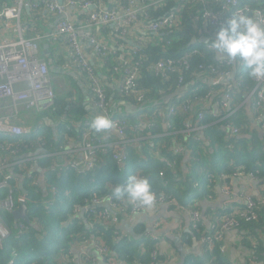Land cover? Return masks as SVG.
<instances>
[{
  "label": "trees",
  "instance_id": "1",
  "mask_svg": "<svg viewBox=\"0 0 264 264\" xmlns=\"http://www.w3.org/2000/svg\"><path fill=\"white\" fill-rule=\"evenodd\" d=\"M13 1L0 0V6L10 5ZM90 1L97 6H100L101 2L104 3V0ZM137 1L146 6L144 14H139L137 21L142 17L145 23L157 22L159 17L166 14L177 15V21L173 26L161 27L155 35L149 36L151 41L137 45L135 61H140L137 87L144 92V101L136 106L134 112L124 114L119 111L118 113L119 101L123 100L131 104H134V101L118 91V82L113 79L116 77L112 68L113 55L108 54L103 59L98 57L100 59L98 63L92 64L105 90L111 111L121 116L124 114V117L134 121L141 107L144 112L153 116L155 125L145 134L149 136L142 140L139 149L132 148V145L128 146L127 159L122 166L112 160L110 153H105L104 165L85 175L65 166L61 167L62 170L59 168L53 170L49 168L50 157L40 159L38 166L47 170L45 188L42 189L35 183H31L27 177H23L21 181L23 189L26 190L24 203L29 222L15 219L10 212L0 211V217L10 228L9 235L0 246V264H56L57 259L74 244L81 242L84 236L99 238L108 247L109 256L115 260L116 264H148L151 261V252L155 249L153 241L141 236V243L144 245L139 248L140 241L120 238L118 225L103 223L86 210L74 212L75 207H82L90 202L93 190H97L100 195L112 194L118 199L125 200L126 198L114 195L113 190L116 185H123L128 176L136 175L137 171H141V174L148 179L152 191L171 195L176 202L183 205L193 203L190 199L193 194L210 193L219 180L226 183L229 177L236 175L239 171L264 180V135L247 136L248 121L244 116L242 105L233 112L232 116H225L235 107L231 102L229 110H226L227 106L220 105L219 109H222L220 117L225 116L223 120L215 122L216 117L206 114L199 122H196L201 127L204 138L197 133L198 131L191 132L187 137L183 134V129L188 123L196 121L199 112L212 113L211 109H206V105L220 102L225 92L230 94L231 100L233 99L235 103H240L242 98L253 91L257 85L256 80L249 76V70L242 60L236 58L229 63L221 59L216 50L211 47V40L216 37L215 27L205 17V10L210 13L224 11L222 18L226 26L227 19L236 14L235 7L231 5L225 10L221 0H208L205 10L199 3L183 0ZM120 2L126 3L127 0H119L118 3ZM175 2L181 4L178 9ZM240 5L249 9V11L244 10L243 13L254 14L255 10H261L264 13V0H242ZM113 6L115 5L108 7ZM33 10L37 13V8ZM102 29L104 32L110 30L111 34L120 35V31L115 27L104 25L98 28L99 31ZM90 30L96 34V27ZM35 31L33 25L29 24L26 36H33L37 31L40 32L39 29ZM50 40L52 42L58 38ZM82 42L84 46L86 42ZM63 46L70 55L74 71L84 82V86L86 85V91L82 93V90L75 86L73 94L67 97V94L56 95L55 90V99L50 108L31 110L27 113L26 122L32 123L37 129L43 131L41 135L43 148L49 152L59 150L70 138L78 141L82 124L94 116V111L87 108L84 102L91 99V90L80 66L74 60L66 37ZM90 50H92L91 47ZM185 56L187 65L179 69L160 72H155L153 69L160 60L181 61ZM59 61L63 63L65 59L59 58ZM56 63L59 64L57 61ZM101 64L102 68L106 67L105 73L101 71L102 68L100 69ZM225 72L232 73L229 82L237 84L230 90L225 89L223 85ZM106 78L109 79L108 83ZM208 78L213 81L207 82ZM51 82L52 87L56 88L55 81L52 79ZM110 85L115 86L111 88ZM184 86L186 88L183 90ZM178 89H182V95L171 97V94ZM185 100L189 106L183 109L179 104ZM170 106H174V111L167 116ZM253 106H255L254 103ZM240 113H242L241 117ZM262 113L264 114V110ZM45 117L53 122L56 132L60 135L57 141H54L52 127L44 121ZM164 122H169L170 127L166 126L167 129H165ZM227 123L237 128L238 133L234 135L227 130L225 128ZM133 124L131 123L126 130L128 138L137 135ZM37 137L0 136L1 159H4L5 163L12 161L17 155L35 150ZM175 145H182L184 150L189 152L191 166L186 172L177 161ZM164 159L176 160V163L168 165ZM14 171L24 172L20 169ZM160 172L163 174L160 175ZM7 174H10L9 170L6 166H2L0 181ZM14 177L16 175L11 174L9 180L11 185L15 183ZM52 188L54 191L51 190ZM5 194L6 191L0 190V198H3ZM262 195L264 192L260 196ZM260 196L252 197L257 200ZM243 207V204L236 205L232 201L228 207L229 210L222 211V214L239 210V213L234 215L239 224L237 228H234L242 231L241 241L248 250L247 261L264 264V242L259 238V234L264 232V203L259 204L257 217L249 221L240 215ZM95 209L100 210L101 207H95ZM219 217L218 222H215L216 226L221 223V214ZM18 223H22L24 227L20 228ZM192 230L199 239L206 231L201 222L193 224ZM221 244L216 242L211 250L198 255H188L183 264H234L225 258ZM204 247L205 244L201 245V248ZM158 259L160 261V258Z\"/></svg>",
  "mask_w": 264,
  "mask_h": 264
},
{
  "label": "built area",
  "instance_id": "2",
  "mask_svg": "<svg viewBox=\"0 0 264 264\" xmlns=\"http://www.w3.org/2000/svg\"><path fill=\"white\" fill-rule=\"evenodd\" d=\"M186 2L199 3L206 8L208 0H183ZM223 2V9L227 10L229 6L235 7V13H242L244 10L249 11L246 6H241L242 0H221ZM78 7L87 11V16L84 24L76 26L73 22L65 17L68 7ZM93 6V7H92ZM42 8L50 15L57 16L58 20L55 24L53 31L46 34L36 32L33 36L28 37L25 35L27 26L22 23V13L24 8ZM92 7V8H90ZM145 5L137 0H127L126 3H118L113 7L97 6V4L90 0H36L35 2H28L26 0H14L10 5L0 6V27L5 25L7 21H15L13 31L15 39L5 44H0V136L4 137H25L38 136L36 139V149L30 152H25L17 155L12 161L1 159L0 168L6 166L10 174H7L3 180L0 181V190L6 191L3 198H0V211L12 212L18 208L20 202H24L26 193L20 188L21 182L19 179L27 177L31 183L33 182L32 176L35 169H39V160L45 157H50L52 160H57L54 168L62 170V166L68 167L72 171L80 174H88L94 172L96 169L104 165L103 156L105 153H110L112 160L119 166L124 165L127 159V149L129 145L132 148L139 149L142 140L146 139L149 135L145 136L150 129L155 125L153 116L144 112L139 107L138 114L135 116L134 121H130L125 115H119L110 110L107 101L105 90L99 81L95 67L91 60H89L84 52L83 42L90 45L93 52L103 59L108 54L113 55V72L116 77L113 79L118 82V91L127 97L133 99V107L136 109L144 99L145 94L137 87V79L139 76V63L135 61L137 52L135 47H131L127 53H121L114 47H110L105 42L100 40L96 34L92 33L90 28H99L104 25L115 27L120 31V35L127 33L129 26L136 22L139 14L145 10ZM224 11H217L210 13L205 10V17L209 23L215 27L216 33L221 27L225 26L222 15ZM257 16L264 18L261 10H255ZM157 22L144 23V29L150 33H157L161 27L173 26L177 21V15L169 13L158 18ZM66 37L69 48L72 50L74 60L80 66L83 76L87 79L88 87L91 90V99L89 108L94 111L96 115H106L113 123V127L101 133H93L90 129L91 119L85 120L82 124V132L78 141L68 139L61 146V148L54 152H49L43 147L42 134L43 131L37 129L32 123L26 122L28 119V112L31 110H46L53 105L55 99V91L52 88L51 72L49 65L45 60L38 56L40 42L44 38L55 40L58 37ZM229 63L232 59L229 57L223 58ZM243 62V61H242ZM187 65L186 56L181 61L175 60H160L154 66L155 72L160 71H174L180 67ZM232 70V68H231ZM233 71V70H232ZM225 81L223 83L225 89L230 90L236 86L235 83H230L232 73H223ZM118 77V78H117ZM117 78V79H116ZM255 79V78H254ZM181 80V78H179ZM256 87L247 94V97H253L254 107L258 111V120L264 127V79L257 80ZM24 84V88H18L17 85ZM231 101L230 94L225 92L220 102L216 104L228 106ZM128 103V102H127ZM180 107L186 109L189 105L186 100L179 104ZM174 111V106H170L167 111L169 116ZM205 112H199L197 119L194 123H188L183 129V134L189 136L191 132L200 130L199 122L205 117ZM216 117L215 122L223 120L220 117V112L212 114ZM131 123L134 130H137V135L133 138H128L126 130ZM166 126L170 127V123L166 122ZM225 128L230 130L232 134H237L238 129L233 127L232 124L227 123ZM182 149L174 148V152L182 151ZM1 155V154H0ZM3 162V164L1 163ZM165 162L170 165L168 161ZM23 170V173H16L14 170ZM41 170V169H40ZM41 172V171H40ZM11 174L14 177V185H11ZM160 175L163 173L160 172ZM236 175H245L244 172H237ZM253 176L252 174H248ZM144 177L143 175H137ZM254 177V176H253ZM224 178V177H223ZM22 186V184H21ZM23 188V187H22ZM225 191H228V186L223 185ZM21 189V192H20ZM54 189V188H52ZM155 201L151 207H144L138 204L129 202L127 199H118L112 194H103L97 190L92 191V197L89 203L82 207H75L74 212L81 210L89 211L94 217L108 225L117 226L123 216H134L136 214L145 212L155 206L161 204H174L175 198L164 192L155 193ZM240 202L243 204V211L240 215L247 221L257 217V209L259 204L264 203V195L255 200L249 194H241ZM95 207H101L96 210ZM190 207V206H188ZM192 216L193 224L201 222L199 211L196 207L189 208ZM239 210H234L229 214L221 215V223L216 226L215 223L209 230H206L200 237L201 253L211 250L216 242L221 243L224 233L230 229L237 228L238 220L235 214ZM20 228H23L22 223H18ZM10 228L0 217V246L5 238L9 235ZM81 264H116L115 260L111 258L108 247L99 239L93 236H84L81 239ZM85 247L92 249L93 254H89ZM154 254V252L152 253Z\"/></svg>",
  "mask_w": 264,
  "mask_h": 264
},
{
  "label": "crops",
  "instance_id": "3",
  "mask_svg": "<svg viewBox=\"0 0 264 264\" xmlns=\"http://www.w3.org/2000/svg\"><path fill=\"white\" fill-rule=\"evenodd\" d=\"M28 1L35 2L36 0ZM103 2L104 3L101 2L100 5L112 6L118 5L119 0H104ZM256 3L260 5L258 2ZM179 5L181 6L180 2H175V6H177L176 9L180 7ZM36 11L37 13L33 10V8H24L21 19L22 23H24L25 26L32 24L36 31L37 29L40 30L39 33L46 34L53 31L58 20L57 16L50 15L42 8H38ZM87 13V11L79 9L76 6L68 7L65 17L75 25L80 26L84 24ZM253 15H255V18L258 21L264 23V18L261 19V17L257 16L255 12ZM144 23V18L140 17L138 21L132 23L129 26L127 33L123 36L111 34L110 30H106L104 32L102 29L99 31L98 28H96V34L100 40L105 42L110 47H114L121 53H127L131 47L138 45L139 43H148L151 41L149 36L155 35L145 31L143 25ZM14 25L15 21L9 20L5 25L0 27V44H5L15 39V34L13 31ZM64 38L65 37L61 36L58 37V40H56L57 42H51L50 39L44 38L40 42L38 56L43 60L46 59L45 61L48 63L49 68L51 69L52 76L55 79V83L57 84L56 95L67 94V97H69L75 91V86L79 87L82 90V93H85L86 85L84 86V82L81 81L77 73L74 71L75 68H73L72 63L70 62V55L67 54V51L63 46ZM90 47V45L84 44L83 48L85 50H83L85 55L89 60H91L92 63H98L100 59L92 50H90ZM219 56L221 59L227 57V55L222 54H219ZM59 58L65 59V61L61 63ZM56 61L59 62V64H57ZM101 68L102 64L100 66V69ZM105 70L106 67L104 66L101 71L105 73ZM57 76H65L69 80L68 82L56 80ZM103 76L105 77L106 75L104 74ZM206 81L210 83L213 81V79L208 78ZM106 82H109L108 78H106ZM72 84L74 85V88L71 87ZM25 86L23 83L17 85V87L20 89L24 88ZM112 86L115 85H110L111 88H113ZM185 88L186 86L183 87V90ZM181 93L182 89H178L171 94V97H174V95L181 96ZM84 102L86 103V107L89 108L90 100L87 99ZM230 102L235 107L226 116H232L233 112H235L242 105L244 116L248 121L247 136H253V134L263 136L264 127L258 120V111L253 106V97H247L246 94L240 103H235L233 99ZM229 106L230 104L227 106L226 110H229ZM117 107L119 111L124 114L134 112L135 110L131 103H127L123 100L118 102ZM206 109H211L212 111V113L206 112L208 115L217 112L222 113V109H219L216 103L211 105L207 104ZM241 116L242 113H240V117ZM47 120L50 119L45 117L44 121L47 125L52 127L54 141H57V138L60 135L58 132H56L53 122L49 123ZM163 125L164 128L167 129L165 122ZM197 133H199L200 136L204 138L201 130H198ZM185 137L187 136L185 135ZM174 148L182 149L183 147L182 145H175ZM175 154L178 156L177 161L184 172L188 171V167L191 166L189 152L185 151L183 148L182 151H178ZM166 161L173 165L176 163V160ZM56 162L57 160L55 159L50 161L51 166L49 168L55 167ZM46 172L47 170H45V168H37L32 172L33 182L42 189L45 188V184L47 183L45 180ZM137 172L138 173L136 175H142L141 171ZM19 181L21 182V179H19ZM224 184L228 186V191H225L222 188ZM51 190L54 191L53 189ZM262 192H264V180L258 179L257 177H253L246 173L245 175H234L229 177L228 180H226V183L219 180L214 190L210 193L193 194L192 197H190V199L193 201L191 205H183L182 203L178 202L169 205L161 204L134 216H123L118 225L120 238H122V240L125 239L128 241H140L138 243L139 248H142L144 245V243H141V236L153 241L155 243V249L151 252V261H149L148 264H183L185 258L188 255L201 254L200 239L199 237L197 238L193 233V220L189 208L196 207L198 209L201 218V224L203 225L204 230H209L215 222H218L220 219V214L222 215V211L227 209L229 210L228 207H230V202L233 201V203L236 205L241 203V194H249L253 197H258L262 194ZM241 233L242 231H239L238 229H230L224 233L223 240L221 241V248L225 258L228 262H232L234 264H257V262L247 261L248 250L241 241ZM259 238L264 242V232L259 234ZM85 248L89 254H93L92 249L89 247ZM153 252L154 254H152ZM80 253L81 243L78 242L74 244L66 253H64L63 256L61 255V257L57 259L56 264H81ZM158 258H160V261Z\"/></svg>",
  "mask_w": 264,
  "mask_h": 264
},
{
  "label": "clouds",
  "instance_id": "4",
  "mask_svg": "<svg viewBox=\"0 0 264 264\" xmlns=\"http://www.w3.org/2000/svg\"><path fill=\"white\" fill-rule=\"evenodd\" d=\"M211 47L219 54L242 60L250 77L264 79V23L258 21L255 15L243 12L231 15L226 26L221 27L215 39L211 40ZM112 127L113 123L106 115H96L91 119L90 129L94 133ZM113 191L117 197L144 207H151L155 201V194L146 177L130 175L123 185H116Z\"/></svg>",
  "mask_w": 264,
  "mask_h": 264
},
{
  "label": "water",
  "instance_id": "5",
  "mask_svg": "<svg viewBox=\"0 0 264 264\" xmlns=\"http://www.w3.org/2000/svg\"><path fill=\"white\" fill-rule=\"evenodd\" d=\"M92 7H93V6H92ZM92 7H90V8H92ZM26 8H28V7H26ZM152 34H154V33H152ZM135 46H137V45H135ZM135 46H133V47H135ZM47 121H48L49 123L52 122L51 120H47ZM20 188L22 189V191H23L24 193L26 192V190H24V189L22 188L21 184H20ZM11 213H12V215H13V217H14L15 219H17V220L20 219V220H22V221H24V222H26V223L29 222V219H28L27 214H26V205H25L24 202H20L18 208L15 209L14 211H12ZM210 264H214V263H210Z\"/></svg>",
  "mask_w": 264,
  "mask_h": 264
},
{
  "label": "rangeland",
  "instance_id": "6",
  "mask_svg": "<svg viewBox=\"0 0 264 264\" xmlns=\"http://www.w3.org/2000/svg\"><path fill=\"white\" fill-rule=\"evenodd\" d=\"M50 77H51V81H52V79L55 81V79L53 78V76H50ZM56 80L68 82L69 79L67 77H65V76H57L56 77ZM56 82H58V81H56ZM58 83H60V82H58ZM71 87L74 88V85L72 84ZM52 88H53L54 91L57 89L55 87H52Z\"/></svg>",
  "mask_w": 264,
  "mask_h": 264
}]
</instances>
